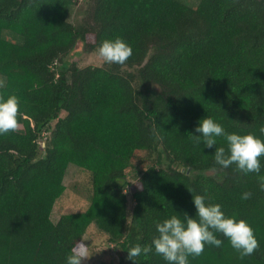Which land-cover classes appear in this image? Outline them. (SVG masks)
<instances>
[{
    "label": "trees",
    "instance_id": "trees-1",
    "mask_svg": "<svg viewBox=\"0 0 264 264\" xmlns=\"http://www.w3.org/2000/svg\"><path fill=\"white\" fill-rule=\"evenodd\" d=\"M77 1L0 0V96L19 101L17 128L0 134V264H65L92 223L120 264H167L154 250L131 260L127 248L150 244L170 215H194L195 194L246 219L259 246L241 256L217 233L222 245L189 264H264V166L223 168L216 145L193 135L211 116L264 139V0H85L73 22ZM116 37L132 48L123 64L67 59L78 43ZM70 163L91 173L90 204L54 221Z\"/></svg>",
    "mask_w": 264,
    "mask_h": 264
},
{
    "label": "clouds",
    "instance_id": "clouds-1",
    "mask_svg": "<svg viewBox=\"0 0 264 264\" xmlns=\"http://www.w3.org/2000/svg\"><path fill=\"white\" fill-rule=\"evenodd\" d=\"M97 51L109 63L123 64L132 55L131 46L120 37L103 39ZM18 108L16 95L0 96V134L17 128ZM260 131L264 132V126ZM195 133H198L193 134L197 142L202 139L208 147L216 145L213 159L223 168L234 165L236 170L246 175L260 173L264 166L261 161V157H264V139L253 132H228L211 116H204L198 121ZM217 137H223L227 146H218ZM258 179L259 188L264 190V175ZM251 195V192L244 191L241 199L247 200ZM192 199L194 215L185 212L182 217L173 214L158 221L155 225L157 235L152 237L151 243L130 246L127 248L128 258L137 260L141 255L147 257L154 250L167 264H189V256L200 255L205 245H222L223 240L217 233L226 237L241 256L251 255L257 249L258 240L246 219L226 214L221 204L209 202L203 194H195ZM90 256L87 244L79 240L66 255L65 264H83Z\"/></svg>",
    "mask_w": 264,
    "mask_h": 264
},
{
    "label": "rangeland",
    "instance_id": "rangeland-1",
    "mask_svg": "<svg viewBox=\"0 0 264 264\" xmlns=\"http://www.w3.org/2000/svg\"><path fill=\"white\" fill-rule=\"evenodd\" d=\"M191 5H196L198 0H183ZM87 2L78 0L77 4L70 8L69 18L78 21L84 12ZM6 36L15 39V36L8 31ZM18 36V35H17ZM20 37V36H18ZM98 49V48H97ZM97 49L88 50L82 43H78L75 49L68 55L67 59L79 66L106 65L109 62L99 56ZM4 79L0 76V83ZM64 115V113H62ZM91 173L74 163L67 167L64 183L66 189L55 202L51 218L57 221L63 213L85 210L90 204L92 182ZM129 211L132 210L134 201L127 188ZM83 242L87 244L91 256L83 261V264H120V254L114 248V243L109 241V236L100 230L95 223H92L83 235ZM124 264H129L124 262Z\"/></svg>",
    "mask_w": 264,
    "mask_h": 264
},
{
    "label": "water",
    "instance_id": "water-1",
    "mask_svg": "<svg viewBox=\"0 0 264 264\" xmlns=\"http://www.w3.org/2000/svg\"><path fill=\"white\" fill-rule=\"evenodd\" d=\"M190 170H188V172H189Z\"/></svg>",
    "mask_w": 264,
    "mask_h": 264
}]
</instances>
